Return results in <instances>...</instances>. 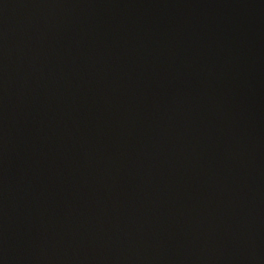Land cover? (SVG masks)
I'll use <instances>...</instances> for the list:
<instances>
[{
	"label": "water",
	"instance_id": "water-1",
	"mask_svg": "<svg viewBox=\"0 0 264 264\" xmlns=\"http://www.w3.org/2000/svg\"><path fill=\"white\" fill-rule=\"evenodd\" d=\"M0 264H264V0H0Z\"/></svg>",
	"mask_w": 264,
	"mask_h": 264
}]
</instances>
